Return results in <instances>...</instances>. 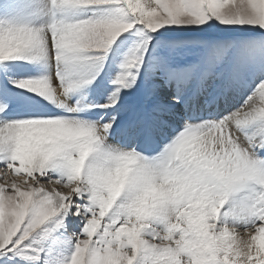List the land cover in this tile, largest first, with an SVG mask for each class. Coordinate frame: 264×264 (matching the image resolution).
Here are the masks:
<instances>
[{
  "label": "snow or ice",
  "instance_id": "snow-or-ice-1",
  "mask_svg": "<svg viewBox=\"0 0 264 264\" xmlns=\"http://www.w3.org/2000/svg\"><path fill=\"white\" fill-rule=\"evenodd\" d=\"M0 264H264V0H0Z\"/></svg>",
  "mask_w": 264,
  "mask_h": 264
}]
</instances>
